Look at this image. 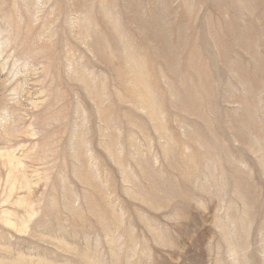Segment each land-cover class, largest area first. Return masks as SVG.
I'll return each instance as SVG.
<instances>
[{
	"label": "rangeland",
	"instance_id": "374dc122",
	"mask_svg": "<svg viewBox=\"0 0 264 264\" xmlns=\"http://www.w3.org/2000/svg\"><path fill=\"white\" fill-rule=\"evenodd\" d=\"M0 264H264V0H0Z\"/></svg>",
	"mask_w": 264,
	"mask_h": 264
}]
</instances>
